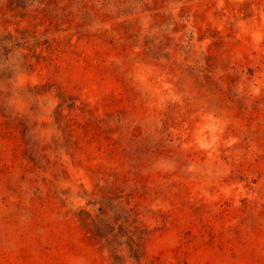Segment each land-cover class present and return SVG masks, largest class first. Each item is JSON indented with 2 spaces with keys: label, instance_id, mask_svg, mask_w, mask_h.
<instances>
[{
  "label": "rangeland",
  "instance_id": "374dc122",
  "mask_svg": "<svg viewBox=\"0 0 264 264\" xmlns=\"http://www.w3.org/2000/svg\"><path fill=\"white\" fill-rule=\"evenodd\" d=\"M0 264H264V0H0Z\"/></svg>",
  "mask_w": 264,
  "mask_h": 264
}]
</instances>
